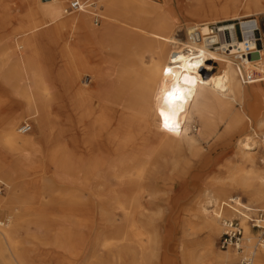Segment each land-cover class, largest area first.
<instances>
[{
    "label": "bare ground",
    "instance_id": "obj_1",
    "mask_svg": "<svg viewBox=\"0 0 264 264\" xmlns=\"http://www.w3.org/2000/svg\"><path fill=\"white\" fill-rule=\"evenodd\" d=\"M76 1L77 9L66 14L67 0H32L14 17L9 3L0 2L4 25L15 19L5 50L12 57L14 72L6 83L12 96L23 98L34 110L44 137L42 141L32 137L29 123L30 130L18 132L22 119L14 109L16 103L3 100L8 108L0 114V137L15 156H0V186L10 187L11 181L14 197L22 205L9 209L1 205L0 197V212L7 210L0 219V243L10 242L22 222L27 232L31 226L37 234L55 229V245L67 252L60 261L80 264L75 236L77 227L87 226L85 219L74 212L72 219L54 217V225L40 210L34 214L33 204L45 198L39 187L18 195L15 191L32 180L48 179L59 201L108 199L105 226L112 246L111 264H147L155 239L146 211L164 205L181 209L186 199V194H162L170 179L162 170L167 162L165 149L194 146L199 138H218L219 123L225 124L226 133L244 129V114L232 106L237 98L254 96L257 102L251 111L256 115L264 105V80L252 83V92H247L233 61L211 48L207 39L210 24L229 22L228 49L252 47L251 38L236 37L230 22L264 16V0ZM93 16L100 18L99 27L92 24ZM241 22L245 26L249 20ZM43 41L53 45L49 81L37 63ZM96 48L100 52L110 49L107 65L94 53ZM213 60L219 66L206 76ZM244 68L251 73L263 71L264 48L257 57L247 59ZM83 73L91 77L92 85L83 83ZM196 121L200 123L198 136L192 131ZM263 121L258 118V123ZM253 145L247 135L239 141L241 160L252 169H239L230 182L209 196L211 206H201L198 221L207 229V238L198 247L185 241L177 246L179 264L237 260L233 250H215L211 236L222 228V217H233L225 198L234 207L242 204L238 197L231 198V191L240 188L250 202L264 205V172L255 163ZM18 172L30 178L18 182ZM241 222L244 238L251 241L248 226ZM12 256V260L0 259V264H28L22 254L12 252ZM255 262L264 264V243L257 248ZM89 264L96 263L90 260Z\"/></svg>",
    "mask_w": 264,
    "mask_h": 264
},
{
    "label": "rangeland",
    "instance_id": "obj_2",
    "mask_svg": "<svg viewBox=\"0 0 264 264\" xmlns=\"http://www.w3.org/2000/svg\"><path fill=\"white\" fill-rule=\"evenodd\" d=\"M3 1L4 0H0V2ZM29 1L32 0H5V2L9 3V12L12 17H14L16 13H23L25 3L27 4ZM72 2L73 0H67L65 9L68 12L66 14L77 9L71 5ZM96 9L95 7L92 8V10L97 12L98 9ZM5 13L4 11V14ZM263 18L264 16L262 14H258L250 18L241 19V21L256 19L257 22H260L257 32L260 38L257 44L258 49L264 48ZM14 20V18L10 19V22L4 25L3 17L0 18V114L7 110L8 104L14 105V103H16L14 109H16V113H19L21 116L22 120L20 124L25 122L29 123L33 133L32 137L38 141H42L44 137L40 133L35 118L33 117L34 110L27 106L23 98L12 96L10 93V86L6 83L14 72L12 71L14 68L12 57L5 51L6 43L12 39L14 33L13 28H11L15 24ZM236 21L240 20L234 19L230 23ZM215 23L220 24V22ZM223 23L229 24V22ZM92 24L95 27H99L101 25L100 18L98 16H93ZM236 28L238 30L239 26L236 25ZM110 43L111 41L108 42V45H111ZM40 46V54L37 57V61H39L37 63L42 66V73L46 76V80L49 81L53 72V63L51 62L53 45L48 41H43ZM94 53H99L98 56L102 57V62L105 65L111 61V56L107 55L111 54L110 49L106 48V50L100 52L99 48H96ZM227 58L233 61L230 56ZM209 63L213 66V69L207 72L206 76L213 74L219 66L218 60H213ZM233 67H235V65H233ZM82 81L88 86L93 84L91 77L87 73H83ZM243 86L247 92H252V84ZM6 98L8 104L6 103V105H3V100ZM256 102L254 96H251L242 100L237 98L232 103L234 111L236 110L244 114V129L226 133L225 124L219 123L217 127L218 138L215 137L209 141L199 138V141H197L194 146L181 144L165 149L164 152L166 153L167 162L164 168L162 167V170L165 171L166 176H169L170 179L167 183L168 188L164 190L162 194L164 197L166 195L186 194V199H184L183 208L181 209L171 210L168 206L164 205L161 208L153 206L146 211L145 217L150 221L151 225L149 232L155 239L153 256L148 257L146 261L147 264H179L180 260L177 246L184 243V241L191 242V244L193 243V245L197 247L205 242L208 231L198 221L201 206H211L209 203V196L213 195L222 184L230 182V179L237 174L239 169H252L250 163L241 160V152L238 149L239 141L242 140L245 135L254 142L253 146L255 148L253 156L255 157V163L264 172V121L258 123V118H264V105L260 102L259 114L256 115L251 111L253 104ZM1 124L2 122L0 119V126ZM199 127L200 123L196 121L192 129L196 136H198L197 132ZM12 155H14V152L3 145L2 138L0 137V156L10 158ZM15 176L18 182L30 178V176H21L20 172L16 173ZM32 181L30 185H21L22 187L19 186L18 190L16 188L15 191H17L18 195L27 188L37 191V187H39L40 190L44 192L45 198L43 202L33 204L34 214L40 210L42 214H45L47 219L51 218L52 221L54 217H58L59 215L67 217V219H72L71 216L76 212L79 218H83L87 222L88 227L79 226L76 230L77 236H75L74 248L78 253V263L89 264L91 260L96 264H111L112 246L108 244V232L105 226L107 222L108 199L81 200V202L78 201V203L76 200L59 201L54 194L52 181L48 179L40 183H35L34 180ZM9 183L10 187L5 185L0 186V197L4 203L1 205L11 209L19 207L22 204L17 203L16 199L18 198H16L17 196L14 197L11 181H9ZM229 195L231 198L238 197L239 201L243 204L264 209V205L250 202L248 195L240 188L231 191ZM224 201L226 204H230L229 208H231L233 215L231 218L239 217L240 220H242L243 218L239 214V206L237 205L234 207L233 205L235 204L230 202L228 198H225ZM72 209H74L73 213L70 214ZM5 210L0 212V219L6 217L7 210ZM224 219L230 218L222 217L220 227H223L222 221ZM52 222L54 225L56 224L55 221ZM25 227L26 224L22 222L19 231L13 236L10 242L0 243L1 260H12V252H17L26 258L28 264H67L60 261L64 256H67V252L64 248L55 245V229L51 230L49 233L38 232L37 234V232L32 231L34 229L33 226H31V230L28 232ZM249 231L251 239L253 240L255 237L252 235L250 228ZM221 232L222 228H220L219 232L211 236V241L215 250L219 249L218 239ZM175 245L176 249L170 250ZM167 246L168 248H166Z\"/></svg>",
    "mask_w": 264,
    "mask_h": 264
},
{
    "label": "built area",
    "instance_id": "obj_3",
    "mask_svg": "<svg viewBox=\"0 0 264 264\" xmlns=\"http://www.w3.org/2000/svg\"><path fill=\"white\" fill-rule=\"evenodd\" d=\"M77 1L72 2L73 7H77ZM244 23V22H243ZM241 21L233 22V29L236 37L243 40L244 37L251 38L253 40V46L248 45L243 49H236L231 52L228 48V40L231 38V29L227 23L220 22L210 24V33L208 41L212 42L211 48H217L223 55H228L233 59V65L237 70V77H239L243 85H251L258 80H264V70L260 73H251L245 70L244 62L247 59H252L258 56L259 49L257 44L259 42V36L257 32L259 30V23L257 20L251 19L245 26ZM236 25L239 26L237 30ZM213 38L215 40H213ZM255 56V57H253ZM30 130L28 123H23L18 128V132H26ZM239 214L245 220L248 227L251 230L252 235L255 237L253 240H246L244 238V227L240 218L224 219L222 221V232L218 239V248L222 250H233L237 253V260L234 263L221 262L220 264H256L255 253L257 248L264 243V209L254 208L246 204H239ZM250 243L249 247L245 244Z\"/></svg>",
    "mask_w": 264,
    "mask_h": 264
}]
</instances>
